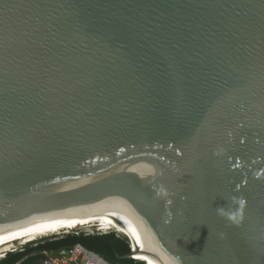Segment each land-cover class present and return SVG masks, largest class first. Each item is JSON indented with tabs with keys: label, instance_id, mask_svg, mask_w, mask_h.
Segmentation results:
<instances>
[{
	"label": "water",
	"instance_id": "obj_1",
	"mask_svg": "<svg viewBox=\"0 0 264 264\" xmlns=\"http://www.w3.org/2000/svg\"><path fill=\"white\" fill-rule=\"evenodd\" d=\"M83 213L264 264V0H0V237Z\"/></svg>",
	"mask_w": 264,
	"mask_h": 264
},
{
	"label": "bare ground",
	"instance_id": "obj_2",
	"mask_svg": "<svg viewBox=\"0 0 264 264\" xmlns=\"http://www.w3.org/2000/svg\"><path fill=\"white\" fill-rule=\"evenodd\" d=\"M84 227H96L99 229V232L103 233L114 231L115 234L117 233L119 236L127 239L130 245L134 248L135 260H143L146 264H163L158 258L155 260L154 255L142 250L122 223L116 217L108 213H83L65 216L55 221L36 223L15 229L0 237V259L4 258L5 253L13 251L12 248L17 244H27L36 239L59 235L62 232L69 233L74 230V228L79 229ZM262 246L264 247V243H262ZM89 264L107 263L97 257H92Z\"/></svg>",
	"mask_w": 264,
	"mask_h": 264
},
{
	"label": "trees",
	"instance_id": "obj_3",
	"mask_svg": "<svg viewBox=\"0 0 264 264\" xmlns=\"http://www.w3.org/2000/svg\"><path fill=\"white\" fill-rule=\"evenodd\" d=\"M127 241L115 233L67 235L59 240L41 242L35 246L28 245L18 253H7L0 260V264H38L44 259L45 252L68 250L77 245L97 254L109 264H144L145 262L141 263L143 261L127 258L131 254V247Z\"/></svg>",
	"mask_w": 264,
	"mask_h": 264
},
{
	"label": "built area",
	"instance_id": "obj_4",
	"mask_svg": "<svg viewBox=\"0 0 264 264\" xmlns=\"http://www.w3.org/2000/svg\"><path fill=\"white\" fill-rule=\"evenodd\" d=\"M56 253L55 257H51L54 255V252L44 253V259L40 264H89L92 257H97L103 262L109 264L97 254L87 251L80 245L68 250L57 251Z\"/></svg>",
	"mask_w": 264,
	"mask_h": 264
},
{
	"label": "clouds",
	"instance_id": "obj_5",
	"mask_svg": "<svg viewBox=\"0 0 264 264\" xmlns=\"http://www.w3.org/2000/svg\"><path fill=\"white\" fill-rule=\"evenodd\" d=\"M160 194L166 195L167 194L166 190L161 188ZM233 206H237V207L234 208ZM245 206H246V200L244 197L233 196L230 198V200L226 201L225 205L217 207L216 212H217V215H219L221 218H223V219H225V220H227L233 224H239L241 222V220L243 219V212H244ZM221 236H223V234H221ZM47 238H48V236H47ZM37 240L38 239H36L35 241H31V243H36ZM130 247H131V252H132L133 247L131 245H130ZM6 255H7V253H5V256ZM131 259L136 261L134 258H131ZM137 262H139V261H137ZM141 263H144V262H141Z\"/></svg>",
	"mask_w": 264,
	"mask_h": 264
},
{
	"label": "rangeland",
	"instance_id": "obj_6",
	"mask_svg": "<svg viewBox=\"0 0 264 264\" xmlns=\"http://www.w3.org/2000/svg\"><path fill=\"white\" fill-rule=\"evenodd\" d=\"M98 232H99V229L98 228H96V227H93V228H90V227H84V228H74V230H72V231H70L69 233L68 232H62L61 234H59V235H53V236H49L48 238L47 237H45V238H41V239H38L37 241H36V243H27V244H17V245H15V247L14 248H12V250L14 251L15 249V251L13 252V251H11V252H8V253H18V252H20V251H22L24 248H26L28 245H33V246H35V244H37V243H41V242H45V241H50V240H59V239H62V238H64V237H66L67 235H79V234H87V235H94V234H98ZM109 233H115L114 231H110V232H107V233H103V232H99V234H109ZM117 234V233H116ZM118 235V234H117ZM119 236V235H118ZM120 238H123L122 236H119ZM123 239H125V238H123ZM128 242V241H127ZM49 253H51V252H49ZM56 252H54V255L53 256H51V257H55L56 256ZM1 260V259H0ZM141 261H143V260H141ZM143 262H145V261H143ZM40 263H42V261L40 262ZM40 263H38V264H40Z\"/></svg>",
	"mask_w": 264,
	"mask_h": 264
}]
</instances>
